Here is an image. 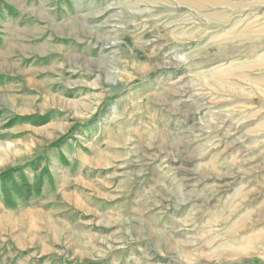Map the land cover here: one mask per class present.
Wrapping results in <instances>:
<instances>
[{
	"label": "rangeland",
	"instance_id": "obj_1",
	"mask_svg": "<svg viewBox=\"0 0 264 264\" xmlns=\"http://www.w3.org/2000/svg\"><path fill=\"white\" fill-rule=\"evenodd\" d=\"M7 170L0 264H264V0H0Z\"/></svg>",
	"mask_w": 264,
	"mask_h": 264
},
{
	"label": "trees",
	"instance_id": "obj_2",
	"mask_svg": "<svg viewBox=\"0 0 264 264\" xmlns=\"http://www.w3.org/2000/svg\"><path fill=\"white\" fill-rule=\"evenodd\" d=\"M22 177L25 178L23 174ZM9 179H12V181H9ZM14 179L15 177L13 176L12 170H7L6 172L0 174L3 198L5 202L11 205L15 206L17 202L27 200L40 191V184H36L35 187H33L29 182L26 183L27 181L19 184L15 182ZM16 193L18 194L16 195Z\"/></svg>",
	"mask_w": 264,
	"mask_h": 264
}]
</instances>
